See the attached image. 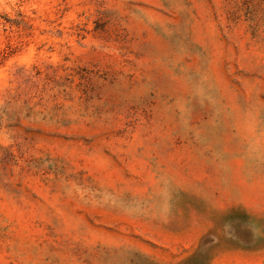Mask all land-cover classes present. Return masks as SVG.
Wrapping results in <instances>:
<instances>
[{"label": "rangeland", "instance_id": "obj_1", "mask_svg": "<svg viewBox=\"0 0 264 264\" xmlns=\"http://www.w3.org/2000/svg\"><path fill=\"white\" fill-rule=\"evenodd\" d=\"M0 264H264V0H0Z\"/></svg>", "mask_w": 264, "mask_h": 264}]
</instances>
